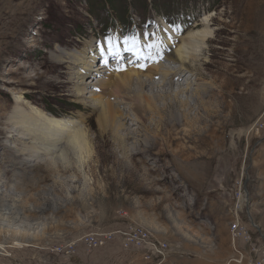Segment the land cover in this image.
Listing matches in <instances>:
<instances>
[{
  "label": "rangeland",
  "instance_id": "1",
  "mask_svg": "<svg viewBox=\"0 0 264 264\" xmlns=\"http://www.w3.org/2000/svg\"><path fill=\"white\" fill-rule=\"evenodd\" d=\"M207 17L214 32L207 53L212 66L198 79L182 71L176 81L182 88L179 99L192 108L178 105L170 114L164 103L173 105L177 89L159 85L157 105L166 109L164 114L152 113L138 124L124 96L115 92L119 96L112 101L126 115L120 138L102 131L92 96L103 89L88 85V99L76 91L88 43L96 42V52L116 43L123 47L120 54L131 62L113 71L145 73L162 62L165 69L178 70L180 65L165 63V56L155 60L162 57L155 46ZM75 62L74 74L70 66ZM105 72L97 77L99 85L102 76L112 75ZM185 80L194 85L186 90ZM153 81L164 82L161 73ZM203 84L210 88L201 108L188 91L194 94ZM22 92H27L22 99L28 109L84 122L91 139L88 152L67 149L63 159L64 140L58 139L56 148L37 141L31 156L27 146L34 139L24 144L13 138L18 133L10 135V117ZM239 182L249 191L247 221L252 218L259 226L264 211V0H0V264H78L82 256L96 264H145L135 251L124 252L118 239L91 255L81 249L70 260L53 252L87 234L131 224L169 243V264H238L231 261L229 225ZM243 201L247 204L246 194Z\"/></svg>",
  "mask_w": 264,
  "mask_h": 264
},
{
  "label": "bare ground",
  "instance_id": "2",
  "mask_svg": "<svg viewBox=\"0 0 264 264\" xmlns=\"http://www.w3.org/2000/svg\"><path fill=\"white\" fill-rule=\"evenodd\" d=\"M211 21L212 19H210V17H207L200 23H196L197 25L191 30H187V32L183 34L184 36L181 34L182 37L179 38H176L174 34H170V38H166V35L163 31L162 36L165 37L166 40L164 42L160 41L157 43V49L158 51H160L162 57L160 58V55H158L155 60L159 62L162 60L163 56H165V63L167 62L169 65L177 63L180 65L178 70L174 68L165 69L164 67L166 65L164 66V62H162L161 66L159 65L158 67L152 68L145 73L142 71V69L136 70L133 68L126 72L113 71L116 69L115 67L129 65L131 60L126 59L128 62L123 63L127 64H123L121 63L122 60H125V57L123 55L120 54L118 56V59H115V57L110 55H102L101 49L97 52L96 49L94 50V46L96 44L95 41L92 40L90 43H88V55L82 63L83 72H81L79 67V77L81 79L79 86L82 87L78 86L76 91L79 97L88 99V93H90L89 90L92 89L89 88L88 85L91 84L96 89H103L102 91L98 92L97 94H93L92 96V101L96 103V109L94 110L96 112L98 111V120L101 128L103 129L102 131L111 133L113 136L120 138L119 131L122 129V123L120 120H124L126 115H124L123 111L114 104V102L112 101L113 96L115 97V99L118 98L119 95L124 96L123 100L130 106V109L135 115L138 124H143L146 121V118L152 115V113H154L156 116H161L166 110L165 108H161L157 105V101L159 103V100L158 95L156 94L157 92L155 93L156 86L159 87L160 85L161 87H167L171 90L177 89L176 93H174L173 95V105H168L163 102L166 105L165 107L171 109V111H169L170 114L171 112L173 114L175 107L177 108L178 105L183 104L179 99V95L182 94V88L176 83V81H179L182 77V71L194 73L197 75L198 79L199 77H202V75H206L204 74L205 70L210 69L212 66L210 59L207 57V53H209V49L211 48L210 44L214 39V32L210 27ZM158 29L160 30L159 27ZM161 29L164 30L162 26ZM128 35L129 32L126 35V38H129ZM106 37L103 38L105 39ZM116 39L117 38H115L114 42L116 41ZM156 39H159V37L155 38L154 40ZM116 44L114 45L113 49L116 48ZM117 48L116 51L120 53V49H122L123 47L118 49ZM65 54H67L68 57L73 55L72 52L68 51ZM82 54H84L83 51ZM112 57L113 59L111 60ZM57 59L59 61H62V59L64 60V58L61 59L60 57H57ZM205 59L206 61H204ZM100 60H102V62H100ZM75 64L77 63L75 62L70 66V70L74 74ZM106 69H109L112 75L108 73L107 75L102 76L103 79H100V84L104 86L103 88L98 84L97 77L100 74L106 73ZM179 69L181 71H179ZM158 73H161L164 80V82L159 84L153 81L154 76L158 75ZM87 75L95 76V80L93 79L92 82H88V80H86ZM109 77H112L111 80L109 79ZM197 79L195 81H197ZM184 85L187 87V90L194 84H191L188 82V80H185ZM209 88V86L203 84L198 85L195 88L194 94L188 91L190 98L194 99L198 107L202 108V106L205 105L204 99L209 92ZM115 92L119 95H117ZM26 93L27 92H22L19 100H16L17 106L14 109L9 121L12 126L10 135H14L13 133L15 132L16 134L18 133V136L14 135L13 138H16V140H19L24 144H28V140L34 139L35 142L32 145H29V147L26 145L28 149L31 148L33 150L32 152H29L31 156L32 153H35V151L37 150L34 145L37 141H40L42 143L48 141L49 143L47 144L50 147L56 148L59 146V144L54 140L58 139L64 140V143H61L62 145L60 146V157H63V159L66 158L67 149H71L74 151L78 150L80 153L88 152L87 147L91 139L88 126H85L84 122L72 123L67 118L46 114L45 111L36 106H33L36 108L31 107L30 109H28L26 107V104L28 105V100L24 101L22 99V95ZM170 95L167 94V96ZM80 101L82 102V100ZM185 104L188 105L190 109L192 108L187 100L184 101L183 106ZM186 127H190V125H187ZM28 136H31L32 138L24 139V137L28 138ZM52 155L53 154L51 153L50 156ZM245 194L247 196V204H249V192L245 191L244 196Z\"/></svg>",
  "mask_w": 264,
  "mask_h": 264
},
{
  "label": "built area",
  "instance_id": "3",
  "mask_svg": "<svg viewBox=\"0 0 264 264\" xmlns=\"http://www.w3.org/2000/svg\"><path fill=\"white\" fill-rule=\"evenodd\" d=\"M235 204L231 211L232 220L229 225L230 244L233 250L232 262L238 264H264V231L256 230L247 221L250 214L249 204L244 203L246 191L243 182L237 183ZM247 192V191H246ZM249 192V191H248ZM251 221V220H250ZM254 226V227H253ZM121 241L124 252L135 251V255L145 264H169V243L156 238L151 230L141 225L131 224L127 228L115 231H97L87 234L84 238L57 246L54 253L64 259L76 258L82 249L86 255L107 248L114 242ZM6 252V251H4ZM78 264H84L79 262Z\"/></svg>",
  "mask_w": 264,
  "mask_h": 264
},
{
  "label": "crops",
  "instance_id": "4",
  "mask_svg": "<svg viewBox=\"0 0 264 264\" xmlns=\"http://www.w3.org/2000/svg\"><path fill=\"white\" fill-rule=\"evenodd\" d=\"M261 189H263V187H261ZM261 189H256L255 192H256L257 195L258 194L260 195ZM259 226L264 231V211H263L262 216L260 215V218H259ZM229 243H230V235H229ZM230 247H231V244H230ZM80 262L81 263H84V264H96L97 263L95 260L89 259V258L84 257V256L81 257V261Z\"/></svg>",
  "mask_w": 264,
  "mask_h": 264
},
{
  "label": "snow or ice",
  "instance_id": "5",
  "mask_svg": "<svg viewBox=\"0 0 264 264\" xmlns=\"http://www.w3.org/2000/svg\"><path fill=\"white\" fill-rule=\"evenodd\" d=\"M151 35L155 36V34H151ZM125 39H128V38H125ZM124 50L125 51H130V49H127V48H125ZM101 54L102 55H110V56H113V57H118L120 55V53L118 51H113V49L111 47H109L107 49V51H105V49L102 47L101 48Z\"/></svg>",
  "mask_w": 264,
  "mask_h": 264
},
{
  "label": "water",
  "instance_id": "6",
  "mask_svg": "<svg viewBox=\"0 0 264 264\" xmlns=\"http://www.w3.org/2000/svg\"><path fill=\"white\" fill-rule=\"evenodd\" d=\"M247 180H248V179H247ZM245 185H246V183H245ZM245 188H246V191L248 192L247 185L245 186ZM250 220H251L252 224H253L256 228L260 229L259 226H258L257 224H255L254 221H252V218H250Z\"/></svg>",
  "mask_w": 264,
  "mask_h": 264
}]
</instances>
